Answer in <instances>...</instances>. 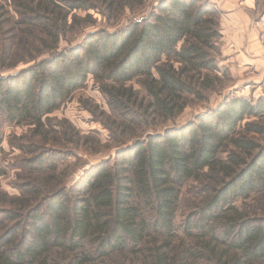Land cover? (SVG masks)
Wrapping results in <instances>:
<instances>
[{
    "label": "trees",
    "instance_id": "16d2710c",
    "mask_svg": "<svg viewBox=\"0 0 264 264\" xmlns=\"http://www.w3.org/2000/svg\"><path fill=\"white\" fill-rule=\"evenodd\" d=\"M148 1L0 0V116L28 129L22 160L34 168L30 195L0 193V264H264V125L246 122L264 118V98L168 125L221 82L219 12L210 0ZM127 11L61 48L91 12L110 24ZM89 77L108 110L86 107L121 149L65 188L59 165L105 149L53 117Z\"/></svg>",
    "mask_w": 264,
    "mask_h": 264
},
{
    "label": "rangeland",
    "instance_id": "374dc122",
    "mask_svg": "<svg viewBox=\"0 0 264 264\" xmlns=\"http://www.w3.org/2000/svg\"><path fill=\"white\" fill-rule=\"evenodd\" d=\"M159 0H149L150 2H158ZM213 3V0H210ZM217 5V4H216ZM215 5V7H216ZM217 10L219 9L216 7ZM253 11L256 13V17L261 19L264 18V1L263 0H254L252 5ZM7 10L12 12L15 15L14 8L12 6H8ZM219 11V10H218ZM223 13V12H222ZM93 15L92 21L90 23L80 22L79 26L76 27L74 31H72L66 39H64L61 43V48H69L72 46H76L79 44L82 39L97 30L100 29H110L113 30L118 26L125 24L127 19H129L132 15L130 11L126 12V17L123 18L124 14L119 17L117 20H113V22H109L104 19L102 16L95 12H91ZM221 12L219 14L220 19ZM77 16L80 19H86L87 15L83 12H77ZM226 31V30H224ZM227 36V33H226ZM225 38L220 35V38L215 42V50L213 51V57L216 60V64L219 67V71L216 74L221 79L220 84L215 88V90H211L205 93V98L197 99L194 97H190V103L184 113L174 122H170L168 125H185L191 121H194L196 118L201 116L202 114H208L210 111L217 109L222 102L225 100H229L232 97H247L248 99H252L254 101L259 100L260 98H264V94L260 91V88L257 84H250L245 86V78L244 72L242 71V67L234 66L232 68V63L230 61L228 55V43L224 42ZM23 66L9 71L7 74H15L19 72ZM237 72V77L231 72ZM88 88L82 90L77 93L76 97L68 104L64 105L58 111L53 114V117L58 121L67 120L71 122L78 130L85 135H92L100 139L103 146H105L104 152H101L96 155L88 156L81 155L85 160V165H80L76 169L74 166H71L74 162L73 159L70 161H65L63 164L59 165L60 169L63 171L64 179H66V185L63 187L70 188L74 186L80 178L84 175L85 171L88 170L91 166L97 165L99 163H103L110 159H113L116 153L121 149L120 147L113 148L111 145L109 131L103 127L101 123H97L94 121V116L90 112V110L86 107L87 104L98 105L100 110H108V105L103 98V96L97 90V85L94 80L89 77L88 79ZM92 102H90V101ZM257 120H261V124L264 125L263 119H247L246 122H255ZM163 128V127H162ZM162 128L158 127L157 131H162ZM27 128L24 126H18L16 124L10 123L4 117L0 116V139L2 140V146L4 148V155L2 160L0 161V193L8 195L9 198L15 199L21 195H30V193H26L27 191L22 190L25 182L30 180V174L28 171L33 170L34 168L31 165H28L27 162L23 161L22 158L25 157V153L23 152L21 146L23 144L27 145V140H24V136L28 133ZM149 133H154L153 130L147 131L143 138L144 139ZM140 138L132 139L128 142V145L133 144ZM261 143L264 142V136L258 137ZM141 140V139H140ZM29 142V141H28ZM37 142V139L34 141ZM31 142H29L30 144ZM67 150H72L70 147ZM33 172V171H32ZM36 172V171H34ZM36 176V175H34ZM10 208V207H9ZM8 223V221H7ZM9 222L8 224H10ZM22 228L24 229V233L29 231L28 220L22 222ZM28 227V229H27ZM21 236V235H20Z\"/></svg>",
    "mask_w": 264,
    "mask_h": 264
},
{
    "label": "crops",
    "instance_id": "0c3cea01",
    "mask_svg": "<svg viewBox=\"0 0 264 264\" xmlns=\"http://www.w3.org/2000/svg\"><path fill=\"white\" fill-rule=\"evenodd\" d=\"M253 2L254 0H213L219 8V14L221 12L220 34L228 43L227 52L232 68L242 67L245 86L257 84L264 94V18L256 17ZM231 72L234 77L239 76L233 69Z\"/></svg>",
    "mask_w": 264,
    "mask_h": 264
}]
</instances>
